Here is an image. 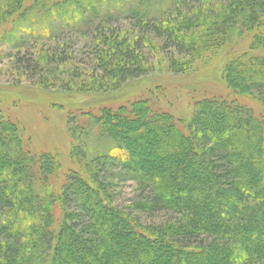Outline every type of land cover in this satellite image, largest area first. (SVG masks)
Wrapping results in <instances>:
<instances>
[{"label": "trees", "instance_id": "obj_1", "mask_svg": "<svg viewBox=\"0 0 264 264\" xmlns=\"http://www.w3.org/2000/svg\"><path fill=\"white\" fill-rule=\"evenodd\" d=\"M99 4L124 11L134 26L115 29L106 13L90 28L94 69L111 80L102 88L149 78L144 51L153 36L162 54L172 51L170 63L225 55L218 66L228 94L205 96L180 118L153 99L91 111L88 127L119 154L78 163L81 170L55 185L56 161L24 151L17 127L0 117V264H264V0H62L54 7L80 12ZM157 4L158 17L149 14ZM16 65L20 71L25 63ZM218 66L202 70L203 81ZM77 134L74 160L85 156ZM122 182L136 188L125 206L113 196ZM161 214L173 217L150 221Z\"/></svg>", "mask_w": 264, "mask_h": 264}, {"label": "rangeland", "instance_id": "obj_2", "mask_svg": "<svg viewBox=\"0 0 264 264\" xmlns=\"http://www.w3.org/2000/svg\"><path fill=\"white\" fill-rule=\"evenodd\" d=\"M56 1L62 0H22L18 5L12 0L10 3L0 0V117L17 127L24 151L36 158L50 155L60 166L58 179H54L53 185L56 182L62 184L69 173L81 170L78 163L88 165L96 160L95 164H98V157L118 156V150L110 139L99 136L95 129L88 127L87 114L91 111L118 108L139 99H153L162 110L180 118L189 116V111L199 99L228 94L218 66L225 55L212 63L204 59L183 60L184 57L179 56L170 63L167 57L170 59L172 51L164 50L162 54V41L153 36L149 40L150 47L144 51L149 78L145 81L131 80L126 86L120 84L118 90L108 86L102 88L111 80L102 78L94 69L90 59L93 37L90 28L98 26L106 13L114 17L110 24L115 29L130 32L134 26L125 20L124 11L117 7L104 8L99 4L94 11L88 8L87 3L88 7L80 12L74 8L60 11L54 7ZM124 7L129 9L130 4ZM159 7L162 6L157 4L149 14L161 15ZM79 13L84 15V20H80ZM88 19L95 20L93 26L85 24ZM223 52L221 50L220 54ZM33 53L37 54L36 59ZM31 55L39 63L35 70V64L31 66L28 63L32 60ZM59 58H66L69 63L66 66L58 64L62 62ZM17 59L25 63L20 71ZM182 61L186 62L184 73L180 72ZM28 66L32 71L26 70ZM216 66L217 71L203 81L205 76L200 72ZM191 69L194 71L189 76L187 72ZM151 78L153 81H148ZM82 96L95 99L84 100ZM244 102L260 114L258 106ZM83 129L87 132L82 135ZM75 132L78 133L77 139L83 137L85 156L79 160L71 157ZM114 191L115 203L120 206L130 204L136 195L132 182H122ZM171 217L168 214L150 216V221L160 223ZM143 220L146 221L144 217ZM70 251L74 252L73 248Z\"/></svg>", "mask_w": 264, "mask_h": 264}]
</instances>
